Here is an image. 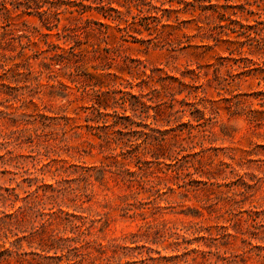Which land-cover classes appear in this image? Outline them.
<instances>
[{"label":"rangeland","instance_id":"374dc122","mask_svg":"<svg viewBox=\"0 0 264 264\" xmlns=\"http://www.w3.org/2000/svg\"><path fill=\"white\" fill-rule=\"evenodd\" d=\"M19 1L0 2V264H264V51L216 39H238L225 7L264 6L103 0L120 31Z\"/></svg>","mask_w":264,"mask_h":264},{"label":"trees","instance_id":"16d2710c","mask_svg":"<svg viewBox=\"0 0 264 264\" xmlns=\"http://www.w3.org/2000/svg\"><path fill=\"white\" fill-rule=\"evenodd\" d=\"M84 1H88V0H81V2H71L68 3V5L70 4V6H72L74 9L71 10L69 13L71 14H78L79 16H83L86 12L90 11V10H96L99 14L103 15L104 18H107L108 20H112V21H118L119 24H117V27H119L120 31H126L131 29V23L129 21H126L125 25L123 26L121 24L122 22V17H121V12L118 11L117 9L114 8H110L108 9L106 4H104L103 0H100V2L98 3L97 7H92L90 4H85ZM197 1V0H195ZM0 2H3V7L5 10H9L8 8V3L6 2V0H0ZM32 2V3H31ZM255 4H257L258 7H263L264 6V0H254ZM260 2V3H259ZM41 0H31L28 1L27 3H22L21 1H19L17 3V5H15V3H11L13 8H19V7H24L26 10L31 9L32 6H40ZM179 4L181 5H185L186 7L191 5L192 3L187 2V1H181ZM248 5H252L251 3H247ZM143 6H145L146 4H142ZM141 5V6H142ZM218 5L212 4V5H199L196 8L203 11V12H208L210 10H213L215 12H218L216 10V7ZM227 6V5H225ZM142 8V7H141ZM228 8L229 7H225L224 8V12H218L219 15H221V20L222 21H228L229 25H222L223 28H228L229 30H231L232 33H236V36L238 39L236 40H231L229 39V33L225 32L224 36L228 37L227 39H223V35L217 37V41L222 42V41H227L231 44H238L240 45V47H243L244 43L242 41H240L239 37L244 36L245 39L249 42H255L256 44H251L254 45L255 48H257L260 51H264V27H260V25H264V22H260L258 20H255L256 24L254 25H245L243 23H240L237 20H232L230 18V16H228ZM232 8H236L239 11H236L234 13H232V15L234 16H238L239 13H243V12H248L251 16H254L256 13L254 11H248L245 7H232ZM39 9V7H38ZM164 10H168V9H164ZM264 12V7L261 9ZM1 12V11H0ZM111 12H116L118 15L117 17H114L113 15H111ZM43 14V13H40ZM59 15V13H57ZM58 21H60V19H58ZM101 26H107L109 27L108 24L102 23V22H98ZM240 25V29H237L236 27H233L231 29V25ZM223 34V33H222ZM232 53L234 52L233 50L231 51ZM264 96V93L262 94Z\"/></svg>","mask_w":264,"mask_h":264}]
</instances>
